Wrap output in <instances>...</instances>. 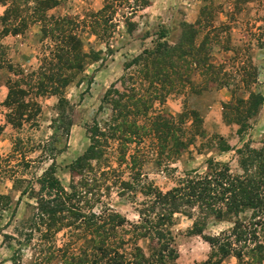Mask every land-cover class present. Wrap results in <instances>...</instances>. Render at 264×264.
Masks as SVG:
<instances>
[{
  "label": "trees",
  "instance_id": "16d2710c",
  "mask_svg": "<svg viewBox=\"0 0 264 264\" xmlns=\"http://www.w3.org/2000/svg\"><path fill=\"white\" fill-rule=\"evenodd\" d=\"M242 1L238 0V3ZM127 2L132 4L129 0ZM58 3L59 0H0V4L6 6L4 15L0 17V37L23 32L31 23L45 22L41 29V40L47 42L37 71L29 74L18 71L17 79L8 80L9 91L4 102L8 108V121L15 128H22L27 122L35 121L41 106L28 99L31 93L37 97H58V114L51 126L53 133L35 147L41 150L38 159H28L21 149V139L16 143L13 154L4 159L0 156L1 168H9L13 158L18 160L10 176L14 177L16 188L21 190L19 202L26 194L36 199L29 229L24 238L19 240L21 252L26 245L33 247L36 250L33 264H50L57 259L64 264H177L179 252L175 247L172 228L176 215L183 214L195 218L192 233L202 235L211 245L213 253L208 264H222L231 255L238 258V264L261 263L264 260V147L255 149L246 143L244 148L237 149L238 156H242V173L233 172L229 163L209 160L205 173L187 171L178 179L177 185L167 191L144 181L140 169L125 177V171L113 165L112 158L116 151L113 140L142 143L149 137L154 143L156 141L155 146L158 147L162 142H168L171 130H177L176 154L180 155L199 136L206 135L204 118L197 110H184L178 118L171 115L172 119L160 111L154 120L148 117L145 125L138 122L137 117L130 120L132 114L136 116L143 113L148 116L157 113L154 101L159 98L165 100L164 94L148 99L140 93L139 84L131 75L122 78L123 85L128 80L124 85L125 90L121 91L114 83L105 92L101 108L110 107L113 113L106 120H95L88 125L90 146L69 166L72 173L69 187L63 185L57 175L56 159L66 150L74 124V109L65 91L78 78H83L89 59L101 57V53L85 51L82 38L85 29L90 28L96 34L99 29L107 31L112 15L107 13L111 7L106 5L84 19L66 15L46 22L48 11ZM254 35L258 36L259 45L263 46L264 32ZM166 36V31L162 30L155 46L144 49L127 63L126 68L142 66L145 71L143 79L150 78L155 83L178 86L186 74L180 72L184 59L194 56V65L200 67L203 58L189 53L190 46L186 52L183 45H170ZM211 67V74L217 75L211 80L217 82L219 87L231 89L234 85L232 100L224 105L225 110L231 113L226 112L225 117L228 119L231 115L232 121L244 129L239 131L242 134L245 127L251 126L249 119L255 117L264 104V95L249 89L257 83L258 69L252 66L254 72L251 75L244 72L237 79L227 71L216 72V67ZM190 74L187 73L185 82L192 85L189 82ZM241 83L249 92L247 99L237 96ZM197 90L193 92L201 91ZM189 121L192 128L188 125ZM3 129L0 124V135ZM219 139L224 141L223 137ZM219 148L221 151L234 149L226 142ZM18 153H21V158L16 157ZM119 154L120 166L127 163L132 171L137 168V157H133L136 161L133 163L132 159L127 161L125 149H121ZM156 154L159 161L171 160V155L162 151H156ZM47 159L52 162L41 174L35 172L32 177H26L34 162ZM114 189H117L120 197L135 204L139 217L137 220L128 219L105 199H110ZM138 193L146 199L137 202ZM248 211H252L253 221L246 223L241 216ZM212 218L231 222L233 227L219 235H204ZM64 230H68V242L64 247H56V237ZM81 239L83 243L77 247ZM141 239L150 240L148 253L139 245ZM242 242L244 245H241ZM48 250L52 251L41 255ZM247 257L251 260H246ZM20 258L16 256L13 261L18 264ZM213 258L218 259L211 263Z\"/></svg>",
  "mask_w": 264,
  "mask_h": 264
},
{
  "label": "rangeland",
  "instance_id": "374dc122",
  "mask_svg": "<svg viewBox=\"0 0 264 264\" xmlns=\"http://www.w3.org/2000/svg\"><path fill=\"white\" fill-rule=\"evenodd\" d=\"M127 1L59 0L58 5L48 11L49 18L46 22L66 15L84 19L97 13L106 5L111 7L107 9V13L112 15L107 31L99 29V33L96 34L90 28L85 29L82 34L85 51L101 53V57L89 59L82 74L83 78H78L65 91L74 109V124L66 150L56 159L57 175L63 185L69 187L72 179L69 166L90 146L88 125L93 124L95 120H106L113 113L110 107L101 108L105 92L114 83L121 91L125 90L124 85L128 83V80L124 81L123 85L122 78L129 75L134 78L137 85L139 84L140 93L145 94L148 99L151 96L158 97V94L165 95L164 101L160 98L154 101V109L157 113H151L148 116L143 113L136 116L132 114L130 120L137 117L138 122L145 125L148 117L154 120L160 111L172 119L171 115L178 118L184 110H197L204 118L206 135L199 136L198 140L184 149L180 155L176 154L177 130H171L168 142L160 141L162 144H159V148L155 146L156 141L154 143V140L149 137L142 143L134 141L122 143L121 140H113V148L116 149L112 158L113 165L124 170L125 177H129L130 173L140 169L144 181L167 191L176 186L178 179L187 171L198 170L200 173H205L209 160L229 163L233 172L242 173L243 169L240 166L242 156H238L237 149L244 148L246 143H250L255 149L264 147V104L260 107L258 114L249 119L251 126L245 127V132L240 134V129H244L232 121L231 115L228 119L225 117L226 112L231 113L225 110L224 105L232 100L234 85L230 89L219 87L217 82L212 81L211 78L217 75L211 74L213 70L211 65L216 67V72L227 71L237 79L242 77L244 72L251 75L254 72L252 66L256 67L258 80L249 89L264 95V45L260 46L258 36L254 35V33L264 32V1L243 0L238 3V0H129L131 5L127 4ZM5 9L6 6L0 4V17L4 15ZM44 23H31L23 32L9 33L0 37V124L4 128L0 135V156L3 159L14 153L15 145L20 142V139L23 142L21 149L28 159H38L41 150L35 149L36 144L48 139L53 133L52 120L58 114L57 96L37 97L31 93L28 99L38 103L41 106V112L35 121L27 122L22 128H15L10 124L7 118L8 108L4 105L9 91L8 80L17 79L18 71L29 74L37 71L41 65L45 43H47L41 40V29ZM162 30L166 31L165 39L170 45L175 47L183 45L186 52L190 46L189 53L192 52L203 58L200 67L194 65V56L184 59L180 72L186 74L178 86L155 83L150 78L143 79L145 71L142 66L126 68L127 63L140 55L144 49L155 46ZM194 31L196 34L193 37ZM193 42L195 47L190 45ZM187 73H191L189 82L192 85L185 82ZM240 86L237 96L247 99L249 92L246 91L243 83ZM195 89H201V91L194 93ZM218 92H222L221 95ZM188 125L190 128L193 127L190 121ZM185 137L188 138L189 135L186 134ZM219 137H223L224 141H220ZM225 142L234 149L221 151L219 146L224 145ZM121 149L126 150L127 161L132 159L134 163L136 161L133 157H137L135 170L129 169L127 163L120 166L119 151ZM156 151L171 155V160L159 161ZM16 157L21 158V153H18ZM17 161L13 158L9 162V168L0 167V264H16L13 261L16 256L21 257L18 264H33L36 256L34 255L36 250L33 247L26 245L21 252L22 248L19 244V240L24 238L31 224L36 199L26 194L19 202L21 190L16 188L14 177L10 176L14 173L12 170L15 169ZM51 162L48 159L43 162H34L26 177H32L35 172L41 174ZM105 199L128 219L139 218L135 204L125 197H120L117 189L112 191L110 199L106 197ZM145 199L141 193L137 194V202ZM251 215L252 211H248L241 218L246 223L252 222ZM262 216L264 219V213ZM194 224L195 218L187 215L177 214L175 217L172 231L175 236V247L179 252L177 264H208L212 256L211 245L202 235L192 233ZM232 227L231 222L217 221L212 218L206 226L204 235H219L224 231L228 232ZM67 231L64 230L57 235L56 247L66 246ZM82 243L81 239L76 246L80 247ZM149 244V239L139 240V245L147 253ZM241 245H244V242ZM249 245L254 247L253 244ZM51 251H45L41 255ZM217 259L213 258L210 262ZM246 260L251 258L247 257ZM50 264L64 263L57 259ZM222 264H238V258L231 255ZM254 264H264V260Z\"/></svg>",
  "mask_w": 264,
  "mask_h": 264
},
{
  "label": "crops",
  "instance_id": "0c3cea01",
  "mask_svg": "<svg viewBox=\"0 0 264 264\" xmlns=\"http://www.w3.org/2000/svg\"><path fill=\"white\" fill-rule=\"evenodd\" d=\"M222 92H223V91H222ZM222 92H218V94H220V95H221V93H222ZM225 98H227V97H225ZM227 258H229V256H228ZM227 258H226L225 260H227ZM225 260H224V261H225Z\"/></svg>",
  "mask_w": 264,
  "mask_h": 264
}]
</instances>
